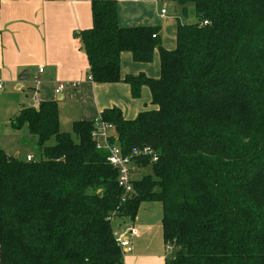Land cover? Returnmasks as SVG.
Masks as SVG:
<instances>
[{
  "label": "trees",
  "instance_id": "obj_1",
  "mask_svg": "<svg viewBox=\"0 0 264 264\" xmlns=\"http://www.w3.org/2000/svg\"><path fill=\"white\" fill-rule=\"evenodd\" d=\"M178 6L169 50L160 28L121 26L117 0H92L93 26L77 34L91 80L126 83L133 98L148 86L156 106L100 118L125 153L150 147L158 160L141 161L152 173L125 195L92 138L96 120L73 122L76 141L61 131L56 100L24 105L12 125L27 126L41 158L0 148V264H124L113 220L134 221L146 202L162 204L163 238L175 248L166 264H264V0ZM156 49L159 78L122 76V53L151 63Z\"/></svg>",
  "mask_w": 264,
  "mask_h": 264
},
{
  "label": "crops",
  "instance_id": "obj_2",
  "mask_svg": "<svg viewBox=\"0 0 264 264\" xmlns=\"http://www.w3.org/2000/svg\"><path fill=\"white\" fill-rule=\"evenodd\" d=\"M117 1L121 26L154 27L151 11L157 10L156 0ZM174 2L180 10L178 0ZM163 9L166 10L164 14ZM159 15L165 18L169 12L162 6ZM177 17L175 15V20ZM92 26V0H0V79L4 82L0 104L3 105L1 118L4 125H8L2 133L0 123V148L5 149L2 144L9 140L12 142L11 148L5 150L11 154L14 151L16 156H20V150L24 147L18 144L20 130L14 129L12 120L29 103L30 91L34 88L38 90L39 101L57 100L69 107L66 115L73 122L97 120L103 110L115 106L122 109L127 119H133L145 110L143 100L150 99L148 88L142 89L140 100V97H132L130 86L126 83L96 84L91 80L88 57L77 34ZM155 27L160 28L163 46L174 49L176 21L171 30L166 27L164 31L165 25ZM154 58L152 63H140L133 60L130 52L122 53V76L143 73L150 78H158L160 58L157 52ZM41 68L43 72L40 73ZM25 71H29V77L21 81L20 76ZM59 84L65 87L62 93L56 94L55 89ZM25 88L28 89L26 97L22 94L23 98H10V90L24 91ZM63 122L65 116L61 118L60 111V124ZM142 206L134 221L126 217L114 219L117 234L126 232L132 226L138 231V235L129 236L131 248L124 250L123 263L166 264L175 252L172 255L168 253L170 245L163 238L162 216L158 217L157 209L155 215L150 208L142 211Z\"/></svg>",
  "mask_w": 264,
  "mask_h": 264
},
{
  "label": "built area",
  "instance_id": "obj_3",
  "mask_svg": "<svg viewBox=\"0 0 264 264\" xmlns=\"http://www.w3.org/2000/svg\"><path fill=\"white\" fill-rule=\"evenodd\" d=\"M162 13H166V10L163 9ZM208 22L205 21L204 24ZM156 37V34L153 35ZM40 73L43 72L41 68ZM4 82L0 79V92L3 91ZM64 84H59L55 89V93H62L64 90ZM33 96L30 98L33 106L38 105V90L33 89ZM115 137V126L111 123L102 121L101 118L97 119L95 122V127L92 132V138L95 141L96 147L101 150H105L108 153L107 160L108 162L118 170L119 185L125 190V195L133 192V181L137 178L134 177V173L145 168V165H142L141 161L148 159L150 163L156 162L158 160L157 154L150 147L137 148L132 152L125 153L116 143L112 142V139ZM27 159L30 160L31 156H27ZM125 200V199H124ZM138 235V231L135 227H130L126 232L118 233L117 242L121 246L122 250H130L131 239L130 237ZM130 236V237H129ZM171 246V245H170Z\"/></svg>",
  "mask_w": 264,
  "mask_h": 264
},
{
  "label": "rangeland",
  "instance_id": "obj_4",
  "mask_svg": "<svg viewBox=\"0 0 264 264\" xmlns=\"http://www.w3.org/2000/svg\"><path fill=\"white\" fill-rule=\"evenodd\" d=\"M156 1H157L156 2L157 5H158L157 10L156 9H153L154 8V4L151 6V8L153 9L151 11V23L153 24L154 27L155 26H163V25H165L164 31H166V27L171 30L172 27H175V21H176L175 20V15L180 16L181 15V11L176 8V4H175L174 0L173 1H171V0H156ZM162 6H164L168 10V12H169V15L167 17H165V18H162L159 15ZM189 8L191 9V7H189ZM181 19L184 22H186V23H192V22H195L196 21V17L193 16V15L189 16L188 19H184V17L181 16ZM156 52L158 53L159 58H160L159 50L156 49ZM160 75H161V67H160ZM160 75H159V77H160ZM144 87L148 88V92H149V95H150V99L148 101L143 100V107L145 109H155L156 106L151 103V101H152V95L150 94L151 91H149L150 89H149L148 86H144ZM27 90L28 89H26V88H25L24 91L10 90V92H11L10 93V98H12L13 100L14 99H20V98H23L22 94L24 95V97H26ZM30 92H31L30 95L32 97L34 91L32 90ZM28 94H29V92H28ZM140 98H141L140 100H142V95L140 96ZM134 99H136V98H134ZM28 102L29 103L26 104V106L34 105L30 99L28 100ZM40 102L41 101H39V103ZM57 102L60 103V105H58V106H59L60 111H61V118L65 116V122H63L62 125H61V128H62L61 131L71 133L73 135L74 139L77 141V137L73 133V128H72L73 121L66 115L67 111L69 110V107H66L63 104H61V101H57ZM39 103H38V105H39ZM38 105H36V106H38ZM2 106L3 105L0 104V123H2L1 124V131L3 133L4 130H6V127H8V125H6V124L4 125V122H3L2 118H1V117H3L2 116V110H1ZM13 107H16V106L14 105ZM14 113H16V112H14ZM15 130H17V129H15ZM8 138H10V137H8ZM17 139H18V144L20 146H23L24 147L23 149L20 150V157H22V159H25L26 156H27V154H30L35 159H40L41 158V153H40V150H39L38 145L36 143V140L29 133V130H28L27 126H23L20 129V131L18 133ZM53 144H55V139L54 138H52L48 142V145H53ZM2 145H4V147H6L5 148L6 150H9L11 148L12 142L8 140L5 144H2ZM14 145H16V142L15 141H14ZM12 154L15 155L14 154V151H12ZM151 173H152V167L151 166H146L142 170H140L138 172H135L134 173V177L139 178L142 174H151ZM146 203H147V205L143 203V206L141 208L142 211L145 210L146 208H150L151 213L153 215H155L156 214V209H157L158 217L159 216L160 217L162 216V204L160 202H153V203L152 202H150V203L149 202H146ZM115 225H116V220H113L114 232H115V228H116ZM115 234L117 235L116 232H115ZM174 249L175 248L173 246H170L168 248V253H170V255H172L175 252Z\"/></svg>",
  "mask_w": 264,
  "mask_h": 264
},
{
  "label": "water",
  "instance_id": "obj_5",
  "mask_svg": "<svg viewBox=\"0 0 264 264\" xmlns=\"http://www.w3.org/2000/svg\"><path fill=\"white\" fill-rule=\"evenodd\" d=\"M28 72H29V71H25V72H23V73L21 74V76H20V80H21V81H25V80L28 79V77H29Z\"/></svg>",
  "mask_w": 264,
  "mask_h": 264
}]
</instances>
